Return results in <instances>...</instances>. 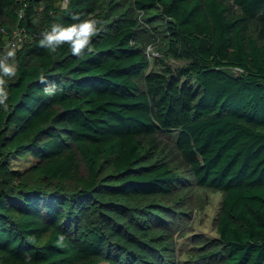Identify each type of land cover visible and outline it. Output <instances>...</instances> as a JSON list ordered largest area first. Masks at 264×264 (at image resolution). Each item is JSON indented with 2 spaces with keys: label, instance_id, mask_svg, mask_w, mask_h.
I'll use <instances>...</instances> for the list:
<instances>
[{
  "label": "trees",
  "instance_id": "obj_1",
  "mask_svg": "<svg viewBox=\"0 0 264 264\" xmlns=\"http://www.w3.org/2000/svg\"><path fill=\"white\" fill-rule=\"evenodd\" d=\"M61 4L0 0V55L25 36L0 106V264H264V0ZM77 14L102 21L91 53L40 47ZM184 184L223 200L178 262Z\"/></svg>",
  "mask_w": 264,
  "mask_h": 264
},
{
  "label": "clouds",
  "instance_id": "obj_2",
  "mask_svg": "<svg viewBox=\"0 0 264 264\" xmlns=\"http://www.w3.org/2000/svg\"><path fill=\"white\" fill-rule=\"evenodd\" d=\"M70 0H62L61 7L67 10ZM72 19L78 21L65 26L64 24L53 23L50 30L44 31L41 35L39 45L48 50L50 54H55L59 48L67 44L71 54L83 58L86 52L91 53V41L102 30V21L94 17L81 19L80 15H73ZM17 46L9 44L3 55H0V106L5 110L8 108L9 92L5 77L12 78L17 74V64L15 63ZM41 83L45 84L43 92L47 96H53L59 90L58 85L49 83L43 75L39 77ZM64 237L61 235L57 239V246H63ZM31 256L25 254V264H30Z\"/></svg>",
  "mask_w": 264,
  "mask_h": 264
},
{
  "label": "rangeland",
  "instance_id": "obj_3",
  "mask_svg": "<svg viewBox=\"0 0 264 264\" xmlns=\"http://www.w3.org/2000/svg\"><path fill=\"white\" fill-rule=\"evenodd\" d=\"M23 38L25 39L24 35ZM164 139V146L166 148L169 147V152L173 151L171 149L174 139L172 137ZM36 162L37 159L33 156H21L13 159L12 166L14 168L25 169ZM180 194L187 195L190 203L184 218L179 219L180 231L183 233V236L180 235V232L176 236L178 262L189 261L193 254L200 251V246L203 245L204 240H210L218 236L217 217L223 200L222 192L203 188L199 189L195 184H184L180 188Z\"/></svg>",
  "mask_w": 264,
  "mask_h": 264
},
{
  "label": "built area",
  "instance_id": "obj_4",
  "mask_svg": "<svg viewBox=\"0 0 264 264\" xmlns=\"http://www.w3.org/2000/svg\"><path fill=\"white\" fill-rule=\"evenodd\" d=\"M22 42H23V37H22V35L20 33H18V34H16L15 39L13 41H11L10 43L14 44V45H16L18 47V46H20L19 44L22 43Z\"/></svg>",
  "mask_w": 264,
  "mask_h": 264
}]
</instances>
